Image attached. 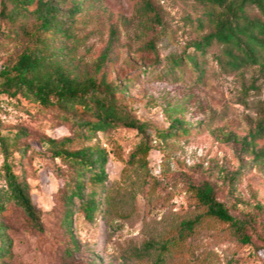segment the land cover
<instances>
[{"label": "rangeland", "instance_id": "obj_1", "mask_svg": "<svg viewBox=\"0 0 264 264\" xmlns=\"http://www.w3.org/2000/svg\"><path fill=\"white\" fill-rule=\"evenodd\" d=\"M70 1L78 10L72 37L64 40L67 57L79 73L92 72L104 52L107 81L122 84L133 77L120 101L133 117L151 125L146 130L149 148L142 150L141 135L133 128L117 126L86 135L63 121L56 107L0 93V133L25 131L7 144L13 169L26 180L42 225L41 232L29 230L22 211L5 201L0 222L11 244L10 256L0 263L264 264L260 238L264 164L249 165L250 155L240 153L231 138L246 135L264 121V65L229 70L223 64L221 45L214 42L203 55H196L200 77L187 62L171 74L168 58L191 53L190 43L212 27L207 22L202 29L195 26L203 11L196 0ZM143 2L156 12L158 21ZM246 12L260 16L252 6ZM19 49L17 39H2L0 67ZM149 66V74L141 75V69ZM168 116L184 119L186 130L157 138L153 130L166 129ZM46 136L68 137L63 144L68 150L92 146L106 152L105 180L96 183L84 176L85 190L95 198L92 218L86 219L77 200L73 202L75 249L63 224L65 205L59 189L71 165L51 156L43 143ZM262 146L264 136L256 139V148ZM239 162L245 170L226 200L219 170H234ZM201 180L212 184L216 199L233 214L253 218V227L246 232L249 243L241 242L228 225L206 216L190 235L176 237L179 220L202 210L190 189Z\"/></svg>", "mask_w": 264, "mask_h": 264}, {"label": "trees", "instance_id": "obj_2", "mask_svg": "<svg viewBox=\"0 0 264 264\" xmlns=\"http://www.w3.org/2000/svg\"><path fill=\"white\" fill-rule=\"evenodd\" d=\"M196 1L203 11L196 18L195 26L202 29L204 22H207L212 27L201 34L198 40L190 43L191 53L168 58V70L171 74L173 71H180L181 64L187 62L195 70L196 77H200L202 69L196 62V55H203L214 42L221 45L223 64L229 70L255 64L259 67L264 65V0ZM247 6L255 7L260 16H249ZM143 7L149 11L153 20L158 21L156 12L147 2H143ZM77 10L76 3L70 0H0V41L13 37L20 42V49L0 67V93L7 97L21 96L43 107H56L63 121L84 131L86 135L117 126L133 128L141 135L142 150L145 151L149 148L146 130L151 125L133 117L120 101L126 95L133 77L127 78L122 84L107 81L102 70L106 55L104 52L94 64L92 72L79 73L65 53L68 48L64 40L72 37L71 24ZM149 72L150 66L141 69V75L147 76ZM168 117L166 129L153 130L157 138L163 139L175 135L177 131L186 130L184 119L179 116ZM24 135L23 129L0 133V178L3 182L0 186V213L5 201L12 202L24 214L27 228L41 232L39 212L30 200L26 180L13 169V158L7 144V140L15 142ZM263 136L264 121L259 120L246 135L231 137L240 153L250 155L249 165L264 164V146L256 148V139ZM65 142H68V137L60 140L48 136L43 138L52 157L65 159L71 165V173L62 178L59 189L65 205L63 224L70 237V247L75 249L71 230L73 202L77 200L86 219L92 218L95 198L94 194L86 192L84 176L88 175L87 179L96 183L105 180L106 152L103 148L92 146L68 150L63 146ZM18 150L20 154L23 153L20 146ZM245 167L244 163L239 162L234 170L220 168L226 200L231 198L233 184ZM190 189L202 210L179 220L176 229L178 239L190 235L202 217L206 216L228 225L241 242H250V236L246 232L253 227L254 220L251 216L233 214L224 202L216 199L214 188L207 180L191 184ZM260 238L264 244L263 233ZM10 244L5 226L0 222V260L10 256ZM86 264L95 263L89 261Z\"/></svg>", "mask_w": 264, "mask_h": 264}]
</instances>
